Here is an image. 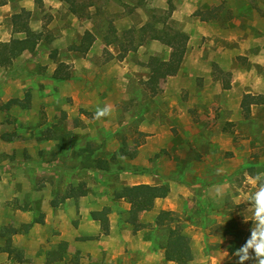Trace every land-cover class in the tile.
I'll list each match as a JSON object with an SVG mask.
<instances>
[{
  "label": "rangeland",
  "instance_id": "obj_1",
  "mask_svg": "<svg viewBox=\"0 0 264 264\" xmlns=\"http://www.w3.org/2000/svg\"><path fill=\"white\" fill-rule=\"evenodd\" d=\"M74 3L76 13L65 0H0L10 8L1 20L11 38L24 36L10 24L21 10L30 13L29 26L40 34L34 49L0 67V264H46L62 241L67 254L53 264H68L73 256L81 264H176L164 259L167 227L154 223L161 210L174 212L169 226L190 238L191 264H237L234 252L249 238L253 221L250 202L236 203L253 189L228 173L232 149L223 153L211 140L234 127L226 123L224 93L227 80L233 82V44H245L236 63L250 66L252 45L264 44V0ZM196 10L215 17L203 20ZM148 24L189 37L181 71L163 79L156 95L145 87L146 63L151 56L167 59L170 47L144 33ZM86 30L94 39L81 54L74 46ZM126 31L137 47L119 59L120 44H129ZM61 63L66 80L52 76ZM105 105L112 114L94 119L96 108ZM241 126L252 138L243 168L264 172V107ZM96 159L107 160L108 168L98 169ZM227 177L236 187L217 196L212 186ZM134 184H167L170 195L139 214L146 226L137 231L128 222L129 203L113 196ZM77 185L85 196L50 205ZM102 209L107 234L90 215ZM41 213L43 223L12 235L7 244L2 228H18ZM16 250L22 262L14 259Z\"/></svg>",
  "mask_w": 264,
  "mask_h": 264
},
{
  "label": "trees",
  "instance_id": "obj_2",
  "mask_svg": "<svg viewBox=\"0 0 264 264\" xmlns=\"http://www.w3.org/2000/svg\"><path fill=\"white\" fill-rule=\"evenodd\" d=\"M39 1V0H38ZM69 3L70 9L76 13L74 0H65ZM211 11V10H209ZM205 16L201 10H196L194 12L195 16H199L203 20H209L215 17V14L208 12ZM30 13L25 10H21L18 13H14L10 17V24L12 29L16 33H21L24 36L21 38H11L9 41L0 40V67H8L13 61L21 55L26 50H32L35 48L39 41L40 34L33 31L29 26ZM147 26L149 28L146 31ZM143 27L144 33L148 35L149 38L156 39L165 45L170 47V53L167 59H162L158 56L149 57L146 66L149 70V75L146 80V89L150 95H156L160 92V83L163 79L168 76L175 75L183 62V59L187 53L188 35L177 29H156L151 25ZM130 31L124 32V36L128 34L129 44H120V53L118 58L122 59L129 51H134L136 45L132 41V36H130ZM94 36L88 30H86L78 45L74 46L76 51L81 54H85L93 41ZM108 43H111L108 41ZM64 64H60L59 67L52 74L54 79L66 80L69 77L68 72L64 71L61 67ZM264 104V95H252L246 93L243 95L241 100V107L244 115L247 116L250 112L251 105ZM96 167L98 169L105 170L108 168V161L103 159L95 160ZM169 193V186L167 184L151 185V184H134L125 185L116 190L113 194L116 199H125L129 203L128 210V222L133 226L134 230H140L146 226V224L138 220L140 213L149 211L153 208L154 201L157 198H164ZM87 190L82 185L70 186L62 194L56 196L50 201L52 207L57 206L66 199L78 198L85 196ZM22 210H31V208L23 206ZM91 217L94 220L100 222L101 229L103 233L107 234L109 232V221L107 217V210L102 209L100 211H92ZM44 215L41 213L38 217H34L31 221L22 224L18 228L14 227H4L3 230H7L6 234L7 244H11V236L17 233H26L35 223H43ZM174 220V212L169 210H161L154 223L157 226H165L168 229L167 236L162 244L164 259L167 261H172L176 264H191L192 262V251L190 246V238L183 234L179 227H170L169 224ZM2 230V231H3ZM5 235V234H4ZM67 254V244L65 242H60L58 246L49 251L46 264H53L54 261L64 260ZM14 259L18 262L23 261V254L21 251L16 250L14 254ZM68 264H81L76 256H73L67 261Z\"/></svg>",
  "mask_w": 264,
  "mask_h": 264
},
{
  "label": "crops",
  "instance_id": "obj_3",
  "mask_svg": "<svg viewBox=\"0 0 264 264\" xmlns=\"http://www.w3.org/2000/svg\"><path fill=\"white\" fill-rule=\"evenodd\" d=\"M9 9L10 8L8 4H4L0 6V40L1 41H9L11 38V30L6 28V26L2 25L3 24L2 20L5 17V14L9 11ZM234 41H236L238 44H233L234 56L233 58H231V63L235 68L232 74L233 82H232V86H230L231 84L227 80L226 84L228 85L226 87V90H224V93L227 94L226 102H225L226 107L228 111H230V117H228L227 119L228 122L226 123L228 124V126L230 125L234 127L231 130L225 129L221 131L220 134H218L214 140L213 139L211 140V142L214 143L217 147H219V149L223 153L226 151V149H232L233 156L230 157L229 160L230 162L228 163V165H232V167L228 168L227 171L228 173L230 172L233 175L237 174L239 175V177L245 178L243 185L246 188L250 189V186H247L246 184L247 177L249 175H254L256 172L255 171L250 172L244 170L243 166L244 163H246L249 159V153L251 148L250 146H252V138L246 130L242 129L243 127L241 126V124L246 120H251L255 115V111L257 107L258 108L264 107V104L251 105L249 114L245 116L241 107V100L243 95L246 93H250L252 95H264V89H262L264 88V69L261 67H259L258 69H254L255 68L254 66H256V64H259L262 67L264 65V44L261 46H259L258 44H254V46L252 45V47H254V51L252 52V55L249 56L248 63L250 64V66L246 68L245 67L241 68L240 66H238V63H236L237 60L236 57L242 54V51L246 49V46L245 44H242V42L238 40H234ZM221 67H224V65L221 64ZM180 71H181V67L175 75H177ZM172 76H168V77H172ZM219 91L220 90H218V93H220ZM232 134L234 135V139L231 137ZM226 139L228 141H226ZM207 164L208 162H206V166ZM225 170L226 169L220 168V171H223V173H225ZM201 173L203 174L204 172ZM229 180L230 178L227 177L219 182H216V184L213 183L214 188L212 186V189H217V187H219L222 191H226L232 187L235 188L236 186H234V183L232 185L229 184L228 182ZM169 196L170 195H167L164 198H157L154 201V205L158 200L169 201L170 198ZM146 247L147 244H145L144 242L140 243L141 249H145Z\"/></svg>",
  "mask_w": 264,
  "mask_h": 264
},
{
  "label": "clouds",
  "instance_id": "obj_4",
  "mask_svg": "<svg viewBox=\"0 0 264 264\" xmlns=\"http://www.w3.org/2000/svg\"><path fill=\"white\" fill-rule=\"evenodd\" d=\"M112 111L113 108L110 105L98 106L93 118L99 120L110 116ZM246 184L253 190L246 196L241 197L236 204L250 202L249 207L252 211L251 220L253 221V226L251 227L249 238L234 252V255L239 258L237 264H243L246 260H254L255 264H264V172L249 175ZM215 194L223 196L224 193L217 187Z\"/></svg>",
  "mask_w": 264,
  "mask_h": 264
}]
</instances>
